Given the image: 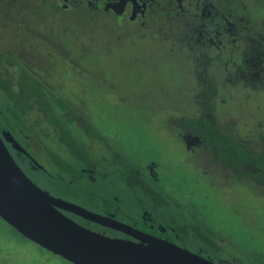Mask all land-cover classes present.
Listing matches in <instances>:
<instances>
[{
  "label": "flooded vegetation",
  "instance_id": "flooded-vegetation-1",
  "mask_svg": "<svg viewBox=\"0 0 264 264\" xmlns=\"http://www.w3.org/2000/svg\"><path fill=\"white\" fill-rule=\"evenodd\" d=\"M17 1L16 12L19 13L10 18L5 11L7 8L4 0L0 5V138L22 172L41 190L58 199L61 198L50 194L48 189L41 188L29 174L34 173L37 180L44 182L49 178H59L69 184H79L82 181L93 183L95 189L87 188L86 192L100 200L99 205L105 214L79 207L113 219L132 231L167 241L180 248L188 250L178 242L189 245L192 250L188 251L214 263L264 264L262 251L252 252L251 260L247 262L232 243H229V250L225 252L224 239L205 225L199 224L205 221H197L178 200L173 199L162 183L165 167L169 171L187 165L190 171L206 178V182L218 190L242 185L255 189L257 194L264 196V183L255 177L259 172L255 162L244 163L241 156L228 149L220 159L215 146L204 137L196 135L185 124L186 118L206 119L224 136L245 148L248 154L264 156V134L254 136L241 133L231 116L225 115L223 119H217L215 115L217 104H223L232 89H236L245 101L254 96L264 98V28L254 33L255 36L250 35L249 30L254 28L242 0L240 5L234 0V7L224 14L220 12L222 6L218 7L221 0ZM68 24L77 25L81 30L101 31L107 40L117 43L127 36L157 31L163 35L160 42L171 39L172 45L187 53V62H193L189 70L188 98L181 106L183 113L168 118L174 136L172 139L181 148L183 162L174 163L171 159L165 161L162 158L161 161L148 162L144 167L129 163L123 153L112 147L109 140L88 122V117L83 112L85 102L91 100L95 104L98 101L92 95L86 99L83 91L76 94L74 90L69 92L65 76L58 78L54 85L49 82L48 69H45L43 63L55 59L59 52L67 51L63 34L66 33ZM165 34L167 37H164ZM78 60L82 62L83 56ZM28 62H36L42 69H36L33 64L28 65ZM71 65L75 69L78 66L75 62ZM25 73L42 84L49 105L54 109L60 106L59 100L76 111L73 126L77 133L74 132L72 137L58 136L56 127L46 122L37 104L32 110L20 114L21 117L7 111L10 106L16 110L17 104L9 102L1 82L7 81L10 84L8 89L16 92L19 90V76ZM81 73L83 71L78 70L73 74L82 78ZM91 80L103 82L102 77L95 74H92ZM119 99L123 101V98ZM61 115L66 123L67 113ZM250 116L251 114H246L243 121L245 122V118L250 119ZM258 125L262 127L261 122ZM86 128L91 131L87 132ZM4 131L12 136L21 149L14 148L6 140ZM68 139L76 142L88 154L89 162L73 156L67 144ZM54 158L61 160L64 166L59 165ZM68 165L71 170L66 167ZM111 179L114 180V190L103 191L99 184ZM116 185L121 191L124 189L132 193L134 207H125L123 193L116 190ZM58 210L93 232L138 242L129 233L63 209ZM249 221L252 224L254 220Z\"/></svg>",
  "mask_w": 264,
  "mask_h": 264
},
{
  "label": "rangeland",
  "instance_id": "rangeland-1",
  "mask_svg": "<svg viewBox=\"0 0 264 264\" xmlns=\"http://www.w3.org/2000/svg\"><path fill=\"white\" fill-rule=\"evenodd\" d=\"M221 1L218 7L222 6L220 12L223 14L234 7V0ZM240 2L236 0L237 5ZM242 2L254 28L249 30L250 35L255 36L264 28V0ZM4 5L8 18L19 13L16 12L17 0H4ZM161 37L163 35L157 31H144L143 35L127 36L117 43L107 40L101 31L81 30L77 25L68 24L63 34L67 51L59 52L55 59L43 63L48 69L51 84L65 76L69 92L74 90L76 94L83 91L86 99L92 95L98 101L95 104L91 100H88L90 103L85 102L83 112L88 122L109 140L112 147L122 152L129 163L141 167L162 158L165 161L171 159L174 163L183 162L181 148L172 139L174 136L168 118L177 117L182 112L181 106L188 98L189 70L193 62H187V53L172 45L171 39L160 42ZM80 56H83L82 62L78 60ZM70 62L78 65L76 69ZM27 64L42 69L36 62ZM78 70L83 71L82 78L73 74ZM92 74L100 75L103 82H93ZM238 94L236 89H232L228 99L223 104H217V119L228 115L235 121L239 132L254 136L264 134V98L254 96L245 101ZM195 111L199 113L197 109ZM248 113L251 114L250 119L245 118L244 122L243 118ZM258 122L262 123V127ZM29 176L53 196L91 212L105 214L99 205L100 200L86 192L87 188L95 189L93 183L90 185L82 181L69 184L59 178H49L44 182L37 180L34 173ZM162 179L163 186L173 199L178 200L197 221H205L199 224L224 239L225 252L232 243L245 262L251 260L252 252H264V196L257 194L255 189L240 185L218 190L208 184L206 178L190 171L187 165L169 171L165 167ZM113 183L111 179L100 183L99 187L108 192L114 190ZM116 190L123 193L126 208L135 206L132 193L124 189L121 191L117 185ZM249 219L254 220L252 224ZM178 244L192 250L189 245ZM0 264L72 263L24 239L0 218Z\"/></svg>",
  "mask_w": 264,
  "mask_h": 264
},
{
  "label": "water",
  "instance_id": "water-1",
  "mask_svg": "<svg viewBox=\"0 0 264 264\" xmlns=\"http://www.w3.org/2000/svg\"><path fill=\"white\" fill-rule=\"evenodd\" d=\"M3 134L14 148L21 149L8 132ZM58 209L129 233L138 242L93 232ZM0 218L25 239L72 264H217L167 241L133 232L113 219L52 197L22 172L1 138Z\"/></svg>",
  "mask_w": 264,
  "mask_h": 264
},
{
  "label": "trees",
  "instance_id": "trees-1",
  "mask_svg": "<svg viewBox=\"0 0 264 264\" xmlns=\"http://www.w3.org/2000/svg\"><path fill=\"white\" fill-rule=\"evenodd\" d=\"M1 85L6 90L5 93L9 98V102L17 104L16 110L10 106L7 111L20 116V114L23 115L27 111L32 110L37 104L39 105L38 110L43 113L46 122L56 127L57 133L59 134L58 136L72 137L74 132L77 133V131H75V127L73 126V120L77 116L76 111L67 106V104H63V101L61 102L59 100L58 102L62 105L60 104L57 109L50 106L48 99L45 96L42 84L36 81L29 74H20L18 79L19 90L16 92L8 89L10 84L5 80L1 82ZM61 113H67L68 118L66 123H64L62 119L63 115H61ZM185 124L191 128L196 135L204 137L208 142L215 146L220 159L223 157L224 151L228 149L233 150L237 155L241 156L244 163L247 161L255 162V166L259 168V172L255 177L259 182L264 183V156H252L248 154L245 148H241L234 140L224 136L213 123L206 119L186 118ZM86 131L90 132L91 130L86 128ZM67 144L76 159L89 162L90 159L88 154L84 153L82 148L79 147L76 142L68 139ZM54 159L57 163H59V165L64 166V163L61 160L59 161L57 158ZM228 159L231 160V158ZM66 167L71 170L69 165Z\"/></svg>",
  "mask_w": 264,
  "mask_h": 264
}]
</instances>
